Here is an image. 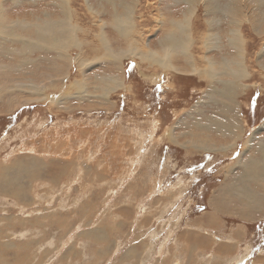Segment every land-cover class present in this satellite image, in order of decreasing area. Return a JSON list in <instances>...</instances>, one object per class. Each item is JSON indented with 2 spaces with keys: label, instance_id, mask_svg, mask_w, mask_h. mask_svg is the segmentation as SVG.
<instances>
[{
  "label": "rangeland",
  "instance_id": "374dc122",
  "mask_svg": "<svg viewBox=\"0 0 264 264\" xmlns=\"http://www.w3.org/2000/svg\"><path fill=\"white\" fill-rule=\"evenodd\" d=\"M208 1L0 0V264H264L263 220L204 226L225 175L264 202V0Z\"/></svg>",
  "mask_w": 264,
  "mask_h": 264
},
{
  "label": "crops",
  "instance_id": "0c3cea01",
  "mask_svg": "<svg viewBox=\"0 0 264 264\" xmlns=\"http://www.w3.org/2000/svg\"><path fill=\"white\" fill-rule=\"evenodd\" d=\"M231 112H232V116H231V120L232 121L227 122V123H230L229 126L231 125L229 128H223V127L219 128L218 127V129H217V128H214L213 126H209L208 128H210V127L214 128V130H213L214 133L213 134H212V132H210V134H208L207 128H203L202 127V129H200L202 131H201V133H200V135L198 137V140H197V141L200 142V145L204 144V148H207L206 146L213 145V144L209 143L210 140L208 141V138L213 140L216 137L217 138L215 139V141H216L215 144H217L218 141H221V140L225 139L224 138L225 137L224 136L225 135V129L234 130V128L238 127V126H240L239 128H241V126H242L241 123H243V122L239 121L238 119L235 120L234 118H236V116L234 114V111H231ZM227 113H228V111H227ZM220 131H224V132H220ZM206 138H207V140H206ZM251 140H252V138H251ZM251 140L248 139L247 145L251 144ZM260 147H263V144H261ZM224 149L225 148H221V151L224 150ZM210 150H212V152L215 153L217 148L215 146V148H210ZM242 153L243 152H241L235 158L234 163L236 162L237 166L240 165V156L242 155ZM261 158H263V157H261ZM255 161H257V160H255ZM245 165H246V163H244L243 165L241 164L240 167H243L245 169V168H248V166H249V169H250V165L251 164H249V165L247 164L246 166ZM229 170L230 169L228 168V171ZM245 172H246V176H247L248 173H247V171H245ZM253 172L254 173H252L251 175H249L247 177H252L251 180L256 182V185L261 186V188L264 189V175H263L264 174V167L257 168V170H255ZM226 176L227 175H225L224 177H226ZM224 177H223L224 182L222 183V185H220V187H218L212 193L210 199L206 202L207 207L205 209V213L207 215L205 216V219L209 220V222L206 223L205 225L204 224L203 225L206 226V227H219L221 229L222 227L225 226V225H223L224 224L223 221H225L224 217L232 216V218L240 219L239 226L235 230L237 232V235H238V237L236 238L238 240L237 241V243H238L240 240H244L245 236L243 234L246 232V225L247 224H250L251 221H253V222L256 221L258 224H260L259 221H262V220L264 221V218L261 217L262 213L260 214V213H257L255 211V209L258 208L259 205L261 206V209H262V207L264 206V202L262 201V197L260 195L258 196L256 194H254L253 196L250 197V200H251V202H250L248 200L249 196L248 197L246 196V194L244 193V191L242 189V186L241 187L237 186V184H238L237 182L238 181L233 183L231 181L230 177H226V178H224ZM243 180H245V179H242V181ZM245 199H246V203L244 202ZM252 200H253V202H252ZM222 206L224 208H222ZM251 219H253V220H251ZM209 225H211V226H209ZM220 229H218V230H220ZM230 239L232 240V238H230ZM236 239H234V242L236 241ZM206 248H207L206 246L202 247L201 248V252H204V250ZM246 254H248V253H245L244 255L247 256ZM241 258H242V256H241Z\"/></svg>",
  "mask_w": 264,
  "mask_h": 264
},
{
  "label": "bare ground",
  "instance_id": "6f19581e",
  "mask_svg": "<svg viewBox=\"0 0 264 264\" xmlns=\"http://www.w3.org/2000/svg\"><path fill=\"white\" fill-rule=\"evenodd\" d=\"M150 1V0H149ZM192 1V0H191ZM195 1V0H194ZM170 2V1H169ZM189 2H190V0H189ZM207 2H209L208 0H207ZM184 3V2H183ZM169 5V4H168ZM178 5V4H177ZM191 5H192V2H191ZM170 6V5H169ZM193 6V5H192ZM189 7V6H188ZM207 9V8H206ZM230 9V8H229ZM178 10H180V9H178ZM181 10H182V8H181ZM180 10V11H181ZM192 10V9H191ZM190 10V11H191ZM233 10V9H232ZM231 10V11H232ZM189 11V12H190ZM178 13V12H177ZM190 15V14H189ZM189 15H187V16H189ZM177 16V15H176ZM173 19V18H172ZM184 21L185 20V18L183 19H180L179 21ZM174 22H175V25H177L178 27H179V32L178 33H175V34H171V35H167V37H166V42H164L163 43V50L164 51H167V54H166V57L162 60V58H161V56L160 57H155L154 55L155 54H149V53H146V54H144V56L145 57H148V59L150 60V59H152V58H155V59H157V62L159 63V65H161V63H162V65L165 67V68H167V67H173V65L172 64H174V65H176L175 64V62H173V61H175V55H171V54H173V52H177L178 51V49H176V50H173V48H171V46L173 45V44H176L177 46H181L182 47V49L183 48H187V45H185L186 44V42H189L190 41V38H188V37H186V35H185V38L186 39H184V37H182L181 36V34L183 33L184 34V32H183V30L184 29H187L188 30V25L186 24H180V22L178 21V20H173ZM182 21V22H183ZM128 22V21H127ZM178 22H179V24H178ZM181 22V23H182ZM188 22V21H187ZM190 22V21H189ZM61 23V22H60ZM209 24V23H208ZM30 25H33V24H30ZM29 25V26H30ZM38 25V24H37ZM46 25V26H45ZM45 25H43L44 26V29L46 30V27L47 26H49V23H45ZM61 25V28H63L64 26L62 25V24H60ZM128 26V25H127ZM35 27H37V26H35ZM122 27V31L123 30H126L125 28H126V26L124 25V26H121ZM192 27V26H191ZM190 30V29H189ZM178 31V30H177ZM185 31V30H184ZM52 32V28H50L47 32H46V37L47 36H49L50 35V33ZM87 34H88V31L86 32ZM61 34H62V31H61ZM0 36H1V30H0ZM73 36V35H72ZM2 37V36H1ZM74 37V36H73ZM73 37H67V39L65 40V41H63L64 42V45H63V47L61 46V44H60V42H62V41H59V42H57L58 44H54V46H55V49L56 50H59V49H61L62 51H66L65 49L67 48V46H69V43H75L74 41H72L73 39ZM71 38V39H70ZM84 38V37H83ZM241 38V37H240ZM97 41H99V44H100V46H101V48L102 47H106L107 48V46H108V43H107V41H105V40H101L100 41V39H97ZM207 41H209V39L207 40ZM206 41V42H207ZM133 45H131V47L128 49V51H122L121 53H124V52H127V53H133V52H137L138 54H141V52L142 51H136V50H139V48H138V46L133 42L132 43ZM96 46V45H95ZM99 46V47H100ZM237 47H238V44H237ZM207 48V47H206ZM181 48H179V50L181 51V54L182 55H184V56H186V57H190V56H192L191 55V53H190V51L188 52V48L187 49H183L182 50ZM108 50V49H107ZM106 50V51H107ZM92 51H94V52H96V50L94 49V50H92ZM109 51V50H108ZM107 51V52H108ZM111 52V51H110ZM145 53V52H144ZM171 53V54H170ZM60 55H63L62 53L60 54ZM110 56V55H109ZM165 56V55H164ZM167 58V59H166ZM177 58V57H176ZM64 59V58H63ZM200 59V58H199ZM204 59V58H203ZM205 60L207 61V59L205 58ZM179 61V60H178ZM177 61V62H178ZM186 62V61H185ZM205 62V61H204ZM184 63V62H183ZM191 63V62H190ZM201 63V62H200ZM207 63V62H206ZM225 62H223V64H224ZM231 63V62H230ZM230 63H229V66H230ZM236 63V62H235ZM191 66H192V64H190ZM210 65V64H209ZM208 65V66H209ZM176 66H178V65H176ZM175 66V67H176ZM204 66L205 67H202V68H200V69H203V71H204V75L203 76H207L208 77V81L210 80V78H213L214 76H212V72H213V75L215 74V72L214 71H216V68H214L215 70L214 71H212V68L211 67H207V64H204ZM214 66V65H213ZM219 66V65H218ZM226 66H228L227 65V63H226ZM228 66V67H229ZM185 67V66H184ZM216 67V66H215ZM225 67V66H224ZM192 68V70H193V72L194 73H199V72H197L196 71V68L193 66V67H191ZM211 68V70H208V69H210ZM171 69V68H170ZM178 69V68H177ZM181 69V68H180ZM219 69V68H218ZM226 69H228V68H226ZM60 70V69H59ZM175 70V69H174ZM191 70V71H192ZM224 71H226L225 70V68L223 69ZM62 71V70H61ZM222 72V73H225V72ZM52 73V72H51ZM216 73H218V72H216ZM230 73V72H229ZM234 74V76L236 77V78H238V74H236V73H233ZM232 74V75H233ZM54 75H56V74H53V76ZM216 75V74H215ZM229 75V74H228ZM66 76V75H65ZM222 78V77H221ZM212 80H214V78L212 79ZM211 80V81H212ZM103 81V80H102ZM225 81V80H224ZM58 82V81H57ZM116 82V81H115ZM223 82V81H222ZM103 83V82H102ZM111 83V82H110ZM210 83V82H209ZM224 83V82H223ZM113 84H115V83H113ZM226 84V83H225ZM54 85V84H53ZM105 85V84H104ZM223 86V85H222ZM224 87V86H223ZM53 88V87H52ZM107 88H110V86L109 87H107ZM227 90L228 89H226V91H224L225 93L227 92ZM222 91V90H221ZM220 91V92H221ZM229 91V90H228ZM223 92V93H224ZM61 94V93H60ZM53 98V97H52ZM51 98V99H52ZM49 100V99H48ZM56 100V99H55ZM58 100H59V98H58ZM227 118V117H226ZM225 118V119H226ZM230 118V117H229ZM208 119V118H207ZM223 119H224V117H223ZM221 120V119H220ZM229 120V119H228ZM210 121V120H209ZM222 121V120H221ZM224 122V121H223ZM223 122H219L218 121V123H222V126L224 127V128H229L230 126H229V124L230 123H227V122H225V123H223ZM228 122H230V121H228ZM203 124V123H202ZM210 124L212 125V122H210ZM197 125V124H196ZM206 125L208 126V124L206 123ZM202 126V125H201ZM200 126V127H201ZM203 127V126H202ZM201 127V128H202ZM201 128H199V129H201ZM204 130V129H203ZM207 137V136H206ZM205 139V138H204ZM206 140H207V138H206ZM251 140V139H250ZM208 141H209V138H208ZM249 144V143H248ZM248 146V145H247ZM251 158V157H250ZM255 162V161H254ZM251 163V162H250ZM252 163H253V161H252ZM244 164V163H243ZM242 164V165H243ZM257 164H259V163H257L256 162V164H253V165H250V169H249V166H248V168H245L246 169V171H247V173H248V171H255V170H257V168H260ZM247 165V164H246ZM245 165V166H246ZM249 165V164H248ZM263 172V171H262ZM257 173V172H256ZM264 175V174H263ZM260 178V177H259ZM245 193V192H244ZM249 194V193H248ZM254 195V194H253ZM252 195V196H253ZM247 196V195H246ZM246 198V197H245ZM250 202H251V200H250V198L248 199ZM245 203H246V199H245V201H244ZM252 202H253V200H252ZM230 203V202H229ZM249 203V202H248ZM258 203V202H257ZM248 205V204H247ZM250 206V205H249ZM216 208V207H215ZM222 208H224L223 206H222ZM249 208V207H248ZM251 208V207H250ZM223 210V209H222ZM227 210V209H226ZM234 210V209H233ZM219 211V210H218ZM235 214V213H234ZM246 214V213H245ZM252 220V219H251ZM209 222V221H208ZM218 223V222H217Z\"/></svg>",
  "mask_w": 264,
  "mask_h": 264
}]
</instances>
